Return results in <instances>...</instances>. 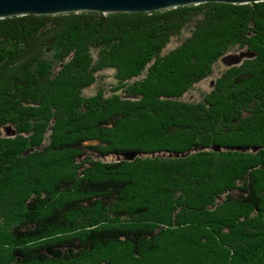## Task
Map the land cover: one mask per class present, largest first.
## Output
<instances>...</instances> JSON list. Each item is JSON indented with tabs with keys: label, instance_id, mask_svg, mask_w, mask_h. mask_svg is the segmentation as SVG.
I'll use <instances>...</instances> for the list:
<instances>
[{
	"label": "trees",
	"instance_id": "1",
	"mask_svg": "<svg viewBox=\"0 0 264 264\" xmlns=\"http://www.w3.org/2000/svg\"><path fill=\"white\" fill-rule=\"evenodd\" d=\"M0 264H264V2L0 19Z\"/></svg>",
	"mask_w": 264,
	"mask_h": 264
},
{
	"label": "water",
	"instance_id": "2",
	"mask_svg": "<svg viewBox=\"0 0 264 264\" xmlns=\"http://www.w3.org/2000/svg\"><path fill=\"white\" fill-rule=\"evenodd\" d=\"M207 2L248 4L264 2V0H0V19L13 16L54 15L82 11H95L100 13L154 12ZM240 56L241 58L252 57L254 54L250 51H242ZM238 62H240V59ZM225 149L245 150V148L241 147H229ZM213 150L220 151L222 148L216 146L213 147ZM186 154H189V152H174L168 155L178 157L185 156ZM122 156L131 161L139 156V153L129 151Z\"/></svg>",
	"mask_w": 264,
	"mask_h": 264
},
{
	"label": "rangeland",
	"instance_id": "3",
	"mask_svg": "<svg viewBox=\"0 0 264 264\" xmlns=\"http://www.w3.org/2000/svg\"><path fill=\"white\" fill-rule=\"evenodd\" d=\"M169 10V9H167ZM82 12H95V11H82ZM156 12V11H154ZM70 13H80V12H70ZM100 13V12H98ZM114 13H134V12H112V13H101L103 15H107V14H114ZM149 13V12H146ZM61 14H67V13H61ZM57 15V14H54ZM187 35L186 32H182L180 35L175 36L171 39L169 45L167 46V48L165 49L166 51L171 50L173 48H175L176 46H178V44L181 42V40ZM247 52L246 50H239V49H233L231 50L225 58H222L221 60H219L215 66H214V70L211 76L203 79L202 81H200L198 84L195 85V87L193 88L192 91L188 92L187 94H185V96L183 97L184 100L187 101H198L201 98V94L208 92L212 89L213 84H214V80L217 76L220 75L221 72H223L225 69L234 66V65H239L240 63L243 62V60L248 59V58H252V57H244L241 58L240 53L241 52ZM240 59V62L237 63V61ZM99 76L101 77V81H99L98 83L92 85L91 87L87 88L84 90V94L85 95H91L93 94L98 86L100 85V83H104V84H109L112 80H113V72L111 70H105L99 73ZM2 133L5 137H14L16 135V129L11 126V125H7L4 126L2 128ZM140 155V154H139ZM168 155V154H167ZM142 156V155H141ZM141 156H137V157H141ZM165 156V154L163 155ZM170 158H178V157H183V156H169ZM120 157L117 156H107V157H103L101 158L103 161H118ZM136 158V157H135ZM134 158V159H135ZM121 159H124L126 161H130L125 159L123 156ZM133 159V160H134ZM131 160V161H133Z\"/></svg>",
	"mask_w": 264,
	"mask_h": 264
}]
</instances>
